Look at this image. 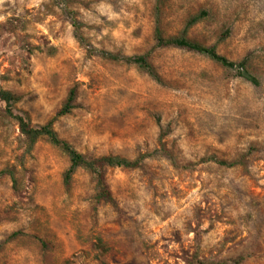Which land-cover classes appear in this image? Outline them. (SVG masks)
Listing matches in <instances>:
<instances>
[{"label": "rangeland", "instance_id": "obj_1", "mask_svg": "<svg viewBox=\"0 0 264 264\" xmlns=\"http://www.w3.org/2000/svg\"><path fill=\"white\" fill-rule=\"evenodd\" d=\"M201 12L186 38L258 85L155 46L157 15L171 37ZM94 50L147 54L160 81ZM0 88L34 126L74 88L53 121L61 139L93 157L146 154L106 170L110 205L84 169L64 185L68 158L45 138L26 152L0 101V264H264V0H0Z\"/></svg>", "mask_w": 264, "mask_h": 264}, {"label": "trees", "instance_id": "obj_2", "mask_svg": "<svg viewBox=\"0 0 264 264\" xmlns=\"http://www.w3.org/2000/svg\"><path fill=\"white\" fill-rule=\"evenodd\" d=\"M157 10V8H155ZM205 15V12H201L200 14L193 16L186 24L183 31L176 36L165 37L162 34L158 26V15L155 17V26L153 30V39L156 47H164V46H174L185 48L188 50L195 51L197 53L203 54L207 56L210 60L220 64L221 66L228 69H241L242 72L240 76L250 82L253 85H258V80L255 76L251 75L247 71L244 70V62H233L226 58L225 56L219 54L215 47L213 46H203L196 42H192L186 38L185 33L186 29L196 21H198L201 17ZM73 27H75V31L77 32L78 24L76 20H73ZM77 39L82 43V36L77 34ZM99 55V57L112 61V62H122L126 64H134L142 71L146 72L151 78L155 81H160V76L157 73L154 66L149 62L147 54L140 55H123L119 53H112L106 50H94ZM76 97V90L71 88L66 96V99L60 109L56 112L55 116L48 120L45 124L40 126H34L31 124L29 119L26 116L14 114L12 112V106L15 102L18 101V97L11 93L8 90H4L0 88V101L4 102L6 106V113L10 117H12L18 125L19 133L23 138V142L25 144V151L29 152L33 145L40 138H45L51 145L58 148L61 152H63L68 158V167L63 173V183L65 186L69 185L70 180L76 169L81 168L88 171L92 178L95 181V197L97 200H101L110 205H114V199L112 197L111 191L107 184L106 180V170L108 168H125V169H134L139 168L142 164L143 159L146 157V154H142L135 159H127L124 157H120L118 155L105 154L100 156H88L77 151L69 142L64 139H61L56 131L53 128V121L56 117L69 113L72 108H74V102ZM225 163V162H221ZM4 174V172H0V175ZM12 181L14 178L12 174H9ZM193 264H224L221 262H210L205 263L201 261H195Z\"/></svg>", "mask_w": 264, "mask_h": 264}]
</instances>
